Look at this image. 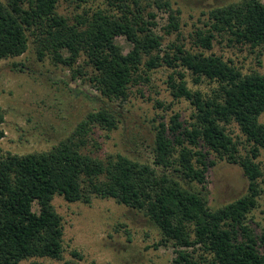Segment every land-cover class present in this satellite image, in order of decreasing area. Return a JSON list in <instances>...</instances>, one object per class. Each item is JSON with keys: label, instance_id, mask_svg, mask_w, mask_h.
I'll return each instance as SVG.
<instances>
[{"label": "trees", "instance_id": "trees-1", "mask_svg": "<svg viewBox=\"0 0 264 264\" xmlns=\"http://www.w3.org/2000/svg\"><path fill=\"white\" fill-rule=\"evenodd\" d=\"M57 2L0 0V60L22 55L32 43L39 60L47 57L66 67L72 80L90 85L96 93H83L99 107L50 150L19 155L0 147V264L63 259L64 227L52 203L57 195L86 204L93 197L113 199L141 212L159 230L151 247L173 248L172 264H264V230L256 234L249 220L264 175L258 161L264 149L259 120L264 74L256 69L244 73L232 59L205 53L219 38L229 47H247L261 66L264 0L210 8L190 35L194 50L182 42L181 11L170 0H104L103 6L82 8L73 20L57 12ZM154 7L168 13L164 34L177 33L165 45L154 29ZM119 36L131 43L126 53L116 42ZM163 66L173 69L168 75L173 99L185 98L192 105L190 120L175 113L168 124L159 122L150 161L84 152L92 129H118L132 88L150 81V72ZM178 68L188 70L195 84L214 86L209 93L192 90ZM60 81L73 90L68 81ZM155 104L163 107L160 100ZM218 160L239 165L248 190L212 208L206 173ZM71 254L82 257L76 250Z\"/></svg>", "mask_w": 264, "mask_h": 264}, {"label": "rangeland", "instance_id": "rangeland-1", "mask_svg": "<svg viewBox=\"0 0 264 264\" xmlns=\"http://www.w3.org/2000/svg\"><path fill=\"white\" fill-rule=\"evenodd\" d=\"M237 1L170 0L172 7L181 11L180 33L186 48L196 49L191 44L190 35L206 20L205 13L210 8ZM103 2L58 0L57 12L73 20L82 8L103 6ZM152 10L157 15L154 29L163 35V44L173 41L177 33L167 36L162 29L168 21L167 11L156 7ZM116 42L124 53L131 49V43L124 36L116 37ZM205 53H216L225 59H232L244 73L256 69L264 74V45L261 66L257 65L254 54L249 53L247 47L243 50L229 47L219 38L214 40L212 49ZM14 64H19V67ZM177 70L185 73L187 86L192 90L209 93L214 86L207 81L195 84L188 70ZM172 72L173 69L167 66L152 70L150 81L132 88L134 93L125 104L118 129L111 132L92 129L90 141L83 151L93 152L94 156L102 159L107 154L119 153L141 162L150 161L159 122L168 124L175 113H179L180 120L189 121L193 110L185 98L173 99L168 84V75ZM174 77L177 79L176 74ZM60 79L68 81L73 90L64 87ZM83 92L88 96L96 93L79 79L72 80L66 67L52 64L47 57L39 60L32 43L22 55L0 60V130L4 132L0 138L2 152L21 155L46 151L69 136L89 111L99 107L98 102H93ZM155 100L162 101L163 107L157 106ZM259 120L264 123V113ZM233 128L238 134L237 126L233 125ZM258 161L264 173V149ZM260 180L262 193L258 198V207L249 214L256 234L264 230V175ZM205 186L209 205L218 208L244 195L248 190V179L239 165L218 160L208 169ZM52 203L61 215L64 227L63 259L30 258L18 264H64L68 260L77 264H172L176 255L173 248L151 247L159 238V230L141 212L117 204L113 199L96 197L86 204L68 202L57 195ZM72 250H76L81 259L73 256Z\"/></svg>", "mask_w": 264, "mask_h": 264}]
</instances>
